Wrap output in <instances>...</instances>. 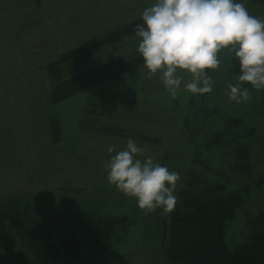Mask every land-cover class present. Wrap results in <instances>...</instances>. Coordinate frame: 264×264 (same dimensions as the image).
<instances>
[{
    "label": "rangeland",
    "instance_id": "1",
    "mask_svg": "<svg viewBox=\"0 0 264 264\" xmlns=\"http://www.w3.org/2000/svg\"><path fill=\"white\" fill-rule=\"evenodd\" d=\"M153 2L0 0V199L44 209L84 210L92 218H125L113 225L111 236L95 253L82 244L70 245L73 254L54 247L51 264H172L170 223L190 186L187 183L199 181L194 173L206 178L198 182L197 190L191 187L200 196L212 195L215 183L230 182L235 188L242 181L233 172L240 147L249 151L245 158L251 180L264 177V90L246 84L251 100L231 101L226 86L236 82L239 63L229 62L226 52L220 68L210 72L216 81L210 94L181 88L172 97L159 73L149 75L142 67L126 71L121 81L106 80L62 102L51 101L49 64L83 43L104 39L140 20V13ZM243 2L251 15L264 19V0ZM136 48L134 33L128 34L94 52L82 66L71 63L68 69L76 75L125 61L140 56ZM184 77L190 79L186 73ZM220 132L233 134L231 141L212 140ZM129 137L144 149L141 159L151 156L179 173L172 211L145 213L134 198L107 181L105 162L111 155L107 148L111 145L118 151ZM260 213H264V187L254 190L234 219L225 222L229 250L244 243L255 228L264 230L251 226L257 218L264 221L257 217ZM13 231L10 223L0 225V241H7ZM63 234L52 236L58 246ZM11 246L12 251L20 250L18 242ZM7 248L0 243V264L12 252Z\"/></svg>",
    "mask_w": 264,
    "mask_h": 264
},
{
    "label": "trees",
    "instance_id": "2",
    "mask_svg": "<svg viewBox=\"0 0 264 264\" xmlns=\"http://www.w3.org/2000/svg\"><path fill=\"white\" fill-rule=\"evenodd\" d=\"M140 22L132 21L124 29L109 32L104 39L83 43L49 64L51 101L62 102L106 80L121 81L126 71L142 68V57L134 56L125 61L92 67L76 75H72L73 72L68 69V64L77 63L82 66L89 56L103 46L116 42L122 36L133 34L134 25ZM216 136L212 140L218 139L224 143V140L230 142L233 134L231 136L230 133L220 132ZM211 144L212 141H209L208 146L212 147ZM248 153L247 148L239 147L234 155L233 167L237 171H232L238 172L242 177L235 188L229 186L230 182L215 183L212 195L200 196L199 191L194 192L193 189L197 190L195 186L199 181L204 183L206 178L200 173L193 174L199 181L187 183L190 186L185 190L180 209H176L170 223L169 259L172 264H264V230H252L248 239L233 251L229 250L225 240V222L234 219L237 209L249 202L254 190H262L264 187V177L251 180V166L245 158ZM191 202L194 205L188 207L187 204L191 205ZM181 209L185 210L184 213H178ZM259 216L264 219V213L257 217ZM124 221V216L92 218L84 210L44 209L35 204L23 205L17 199H0V225L4 227L10 223L14 229L7 241L0 243L7 244L9 251H12L11 244L14 242H18L20 247V250L12 251L9 256H3V262L51 264V259L55 258L51 249L63 248L73 254L69 250L70 245L76 247L82 244L95 253L111 236L113 225ZM251 226L264 227V221L257 218ZM56 232H64L60 237L61 246L52 240Z\"/></svg>",
    "mask_w": 264,
    "mask_h": 264
},
{
    "label": "clouds",
    "instance_id": "3",
    "mask_svg": "<svg viewBox=\"0 0 264 264\" xmlns=\"http://www.w3.org/2000/svg\"><path fill=\"white\" fill-rule=\"evenodd\" d=\"M140 20L133 29L136 51L148 74L159 73L172 97L181 88L210 94L216 83L210 72L220 68L225 52L229 62L239 63L236 82L226 86L231 101L251 100L246 84L264 90V19L251 15L243 0H154L140 13ZM185 73L190 79L185 80ZM143 151L132 137L118 151L110 145L107 181L134 198L145 213L170 212L176 204L179 173L151 156L141 159Z\"/></svg>",
    "mask_w": 264,
    "mask_h": 264
},
{
    "label": "water",
    "instance_id": "4",
    "mask_svg": "<svg viewBox=\"0 0 264 264\" xmlns=\"http://www.w3.org/2000/svg\"><path fill=\"white\" fill-rule=\"evenodd\" d=\"M167 234V228L165 227V235Z\"/></svg>",
    "mask_w": 264,
    "mask_h": 264
}]
</instances>
